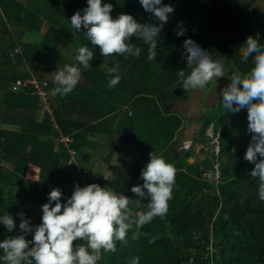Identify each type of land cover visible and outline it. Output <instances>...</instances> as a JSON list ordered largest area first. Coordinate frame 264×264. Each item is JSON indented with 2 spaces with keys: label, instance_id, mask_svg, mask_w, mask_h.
Masks as SVG:
<instances>
[{
  "label": "trees",
  "instance_id": "trees-1",
  "mask_svg": "<svg viewBox=\"0 0 264 264\" xmlns=\"http://www.w3.org/2000/svg\"><path fill=\"white\" fill-rule=\"evenodd\" d=\"M103 2L113 5V11L110 13L113 18L120 14H131L141 24L160 23L153 14L143 10L138 0ZM163 3L171 4L175 11L170 14L160 34L157 58L153 61L147 59L148 46L136 36L130 37L129 42L144 50L140 57L106 58L87 40L83 26L80 32L73 28L80 47L88 46L94 50L91 69L102 68L105 59L109 61V66L113 60L120 65V82L114 87H109L110 77L107 75L101 86L103 97L109 104L119 108L129 107L135 111L130 135L121 139L129 148L144 152L146 164L149 154L155 152L177 168L173 199L169 201L167 215L163 218L157 217L145 225L137 239H132L130 232L125 242H117L115 252L101 250L98 264H128L132 257L137 256L140 257V264H185L190 259L193 264H214L215 261V264H264V201L258 197V178L250 176L254 164L244 160L251 139V134L247 131V110H241L240 117L234 119V122L238 123V132L243 142V147L236 151L232 150L235 137L233 126L228 125L233 114L225 110L218 120L217 125L221 128V183L217 187L218 194L214 196L203 193L206 185L198 180L201 177L199 164H187L188 154L184 157L177 155L176 159L169 155L174 149L175 139L183 122L177 114L168 110L187 93L178 77L179 71L186 74L191 71L186 59H182V55L186 56L183 48L185 39H192L209 51L214 59L222 58L225 68L234 67L236 72L243 74L253 67V58L249 57L247 63H242L241 47L249 36L258 35L260 43L264 44V20L259 26H250V14L243 16L237 9L229 6L226 0H163ZM42 4L53 15L64 17L69 22L77 11L87 7L86 0H42ZM208 5L212 7L209 9ZM181 22L187 31L184 36L178 38L176 31ZM14 76L29 78L23 74ZM176 90L179 91L178 94ZM67 104L73 108L81 106L75 102ZM53 114L61 128H80L90 132L96 128V117H90L89 122L79 126L67 124L61 118L64 116L59 117L55 112ZM211 121V118L204 121L199 132L200 137L204 135ZM116 137L120 136L114 135L111 144L113 150ZM5 152L17 156L9 151ZM25 160L44 168L45 162L41 163L32 158ZM145 166L141 165L138 171L133 169L126 177L119 178L120 188L115 190L123 192L130 199H136L130 189L143 183L140 175ZM35 188L39 190L40 186L35 185ZM199 195H202L203 199L200 200ZM215 200L220 202V210L216 213L212 225L222 237L212 241V248L214 245V248L219 250L217 255L216 252L210 254L208 251L211 235L199 214L202 202L205 201L209 205ZM142 203H148L147 197ZM29 208L34 209L35 206ZM195 236H199L197 242ZM153 237L157 238L150 242ZM185 250H190L192 254L184 256Z\"/></svg>",
  "mask_w": 264,
  "mask_h": 264
},
{
  "label": "clouds",
  "instance_id": "clouds-1",
  "mask_svg": "<svg viewBox=\"0 0 264 264\" xmlns=\"http://www.w3.org/2000/svg\"><path fill=\"white\" fill-rule=\"evenodd\" d=\"M138 2L160 23L141 24L131 14L113 18L110 15L113 5L103 0H86L87 7L77 11L70 23L77 32L83 26L85 37L102 57H140L144 50L129 42L130 37L136 36L148 46L147 59L153 61L157 58L160 34L175 9L171 4H164L163 0ZM186 31L181 22L177 37L184 36ZM183 48L186 56L182 55V59H186L191 69L187 74L178 72L183 90H201L225 76L222 58L214 59L209 51L190 38L184 40ZM241 51V62L247 63L252 57L253 67L247 73L237 71L230 76L231 82L220 91V104L233 115L247 110V131L251 139L244 160L254 164L250 176L258 178V197L264 201V44L260 43L258 35L249 36ZM75 52L74 63L65 64L62 70L54 73L57 93H71L80 81L82 70L91 69L94 50L81 46ZM103 68L110 77L109 87L116 86L121 79L118 74L120 65L113 60L109 66L105 59ZM176 174L177 168L173 163L152 152L141 171L143 183L130 189L136 199L98 183L83 187L76 184L66 200L62 190L54 188L47 197V203L41 205L39 224L33 225L23 213L17 214L19 234L0 240V264H98L101 250L115 252L117 242H125L130 232L132 239H137L145 225L167 215ZM103 178L108 181L106 176ZM146 197L148 203L144 205L142 201ZM0 225L8 233H13L17 230L16 217L5 212L0 215ZM128 264H140V257H132Z\"/></svg>",
  "mask_w": 264,
  "mask_h": 264
},
{
  "label": "crops",
  "instance_id": "crops-1",
  "mask_svg": "<svg viewBox=\"0 0 264 264\" xmlns=\"http://www.w3.org/2000/svg\"><path fill=\"white\" fill-rule=\"evenodd\" d=\"M226 2L243 16L250 14V26L262 24L264 0ZM79 47L71 23L53 15L42 0H0V215L5 212L13 215L17 224L13 233L0 225V240L19 234L18 213H23L33 225L39 224L41 205L47 203L54 188L62 190L64 200L71 196L76 184L83 187L98 183L115 190L120 188L119 178L144 165L139 159L144 154L145 160V153L129 148L121 139L130 135L135 111L115 107L105 100L101 82L107 74L103 67L83 69L71 93L63 95L55 91L58 85L54 73L65 64L74 63ZM15 50L17 54L13 53ZM16 74L49 83L50 114L40 108L33 95L16 86L17 80L24 79ZM67 102L81 106L73 108ZM54 112L64 116L63 122L79 126L96 117V128L92 132L61 128ZM115 134L120 138L116 137L113 150ZM60 135L74 140L77 152L74 159L56 143ZM26 158L45 162L44 168L27 162Z\"/></svg>",
  "mask_w": 264,
  "mask_h": 264
},
{
  "label": "rangeland",
  "instance_id": "rangeland-1",
  "mask_svg": "<svg viewBox=\"0 0 264 264\" xmlns=\"http://www.w3.org/2000/svg\"><path fill=\"white\" fill-rule=\"evenodd\" d=\"M226 74L224 77L217 78L215 83H209L204 89L201 90H192L187 91L184 98L179 99L174 105L170 106L168 110L172 113L177 114L182 122L183 126L181 130L177 133L174 145V153L179 155L180 157H184L188 154V156L192 157L194 163L199 164L201 167L202 165L208 166L209 159L205 156L204 152L196 153V150H191L189 153H184L181 151L182 144L185 142H192L195 143H205L208 141V137L206 133L209 130H212L214 134L219 133V143H220V135H221V128L217 125L220 116L223 115L224 109L221 107L220 104V91L223 87H226L231 81L230 76L236 72L234 67H227L225 68ZM178 94L179 91L176 90ZM241 115V111L238 114L233 115L228 121L229 126H233V130L235 133V137L233 140V147L232 150L236 151L243 147V142L241 139V135L238 132L237 124L234 122V119H238ZM211 118L212 121L207 126L205 133L202 137H200V129L204 121ZM142 158L144 159V154H142ZM139 159L142 161L144 165H146V160ZM191 165V164H190ZM138 171V170H137ZM200 179V178H199ZM198 179V180H199ZM136 182V181H134ZM199 182V181H198ZM211 195L214 196L215 192L214 189H211ZM198 198L201 200L203 199L202 195H199ZM210 202V201H209ZM209 204L207 202H202V208L200 209V217L203 220L206 228H208L210 232V241L215 242L216 239H222L219 235L217 230L215 229L214 225H212V221L214 217H216V213L220 210V202L215 200ZM209 221V223H208ZM212 232V233H211ZM199 235V234H198ZM197 242L199 240V236L196 237ZM222 241V240H221ZM213 252L217 255V251L213 245ZM192 252L190 250L183 251L184 256H190ZM191 260V259H190ZM190 260L187 261L185 264H190ZM215 263H217L215 261ZM214 263V264H215ZM213 264V263H212Z\"/></svg>",
  "mask_w": 264,
  "mask_h": 264
},
{
  "label": "built area",
  "instance_id": "built-area-1",
  "mask_svg": "<svg viewBox=\"0 0 264 264\" xmlns=\"http://www.w3.org/2000/svg\"><path fill=\"white\" fill-rule=\"evenodd\" d=\"M211 7V5H208L209 9ZM13 53L17 54L18 51L15 50ZM16 86L22 91L33 95L38 100L40 108L50 114V86L47 82L30 77L28 79L17 80ZM206 136L208 137L206 144L185 142L182 144L181 151L189 153L191 150H194V152L196 150V153H205V156L210 160V164L208 166L202 165L200 167L199 170L201 172V177L199 180L206 185V187L203 188L204 194L211 195V189H214L215 195H217V187L221 183L219 133L214 134L212 130H209L206 133ZM56 143L67 152L72 159L77 156L74 140L71 137L60 135L56 138ZM186 163L189 165L194 163L191 156L186 158ZM212 249V242L210 241L208 246L210 254L213 253ZM190 264H193L192 260H190Z\"/></svg>",
  "mask_w": 264,
  "mask_h": 264
},
{
  "label": "water",
  "instance_id": "water-1",
  "mask_svg": "<svg viewBox=\"0 0 264 264\" xmlns=\"http://www.w3.org/2000/svg\"><path fill=\"white\" fill-rule=\"evenodd\" d=\"M169 155H170L173 159H176V158H177V155L174 153L173 150H171V151L169 152Z\"/></svg>",
  "mask_w": 264,
  "mask_h": 264
}]
</instances>
